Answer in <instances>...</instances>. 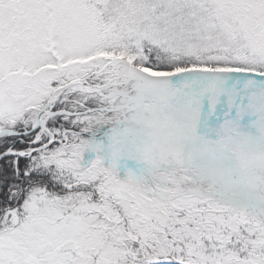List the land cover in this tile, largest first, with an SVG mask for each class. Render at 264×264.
<instances>
[{
	"label": "snow or ice",
	"instance_id": "snow-or-ice-1",
	"mask_svg": "<svg viewBox=\"0 0 264 264\" xmlns=\"http://www.w3.org/2000/svg\"><path fill=\"white\" fill-rule=\"evenodd\" d=\"M0 264H264V0H0Z\"/></svg>",
	"mask_w": 264,
	"mask_h": 264
}]
</instances>
